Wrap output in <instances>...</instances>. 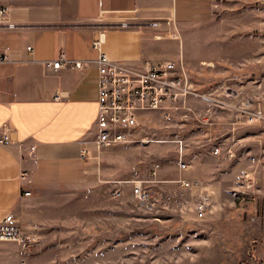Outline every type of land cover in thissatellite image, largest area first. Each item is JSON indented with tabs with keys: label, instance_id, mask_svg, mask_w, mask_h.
Returning <instances> with one entry per match:
<instances>
[{
	"label": "crops",
	"instance_id": "1",
	"mask_svg": "<svg viewBox=\"0 0 264 264\" xmlns=\"http://www.w3.org/2000/svg\"><path fill=\"white\" fill-rule=\"evenodd\" d=\"M217 3L0 0V8L11 7L9 13L0 14V50L9 57L0 62V136L10 137V143H0V221L13 212L23 227L55 225V219L67 217H61L68 208L65 200L76 199L74 193H89L99 182L122 179L118 178L123 176L121 160L113 156L120 148L98 150L94 142L99 114V49L93 40L99 30L106 34L103 49L116 60L140 63L184 57L185 28L211 20ZM8 22L16 27H8ZM62 53L87 64L83 68L47 65ZM113 161L117 164L112 165ZM25 170L29 179L22 178ZM178 180L177 190L182 195L170 196L182 207L195 205L198 189L187 188ZM205 183L214 191L215 207L222 209L209 212L199 226L193 221L195 216H188L184 238L180 233L172 236L174 247H182L176 250L188 251V261L199 251L204 254L203 262L154 264H256L257 260L264 264V179L261 194L243 207L224 197L220 183ZM26 190L31 194H25ZM217 232H223L226 249L218 255L211 251L209 257L214 260L205 262ZM245 248L247 253L242 252Z\"/></svg>",
	"mask_w": 264,
	"mask_h": 264
},
{
	"label": "rangeland",
	"instance_id": "2",
	"mask_svg": "<svg viewBox=\"0 0 264 264\" xmlns=\"http://www.w3.org/2000/svg\"><path fill=\"white\" fill-rule=\"evenodd\" d=\"M185 36L181 51L197 91L189 97L188 116L181 112L168 121L161 111H147L134 140L111 147L120 148L113 153L121 160L123 176L118 178L160 180L150 183L160 196L158 206L141 207L129 191L127 198H114L113 180H104L95 191L74 193L80 197L73 201L66 199L67 212L61 217H67L55 219L57 224L25 226L36 238L32 244L0 241V264L203 262L202 252L188 261V251L174 247L172 236L180 233L184 238L188 216H195L196 226L205 222L197 217L196 201L182 207L170 196L182 195L176 180L189 176L220 183L224 197L239 207L252 199L241 202L242 191L256 197L261 194L264 0H218L213 18L188 26ZM179 139L184 140L186 157L193 161L190 172L179 167ZM218 145L221 151L215 153ZM221 209L214 202L210 212ZM217 233L205 262L214 260L209 257L211 251L213 255L224 251V234Z\"/></svg>",
	"mask_w": 264,
	"mask_h": 264
},
{
	"label": "built area",
	"instance_id": "3",
	"mask_svg": "<svg viewBox=\"0 0 264 264\" xmlns=\"http://www.w3.org/2000/svg\"><path fill=\"white\" fill-rule=\"evenodd\" d=\"M11 7L2 5L0 14L9 13ZM158 24V22H154ZM10 28L16 27L14 22H8ZM106 40L104 30H99L93 40L94 47L99 49L97 59L99 67V114L96 121V137L94 142L98 150L108 149L124 142L133 141V135L141 126L143 114L147 111L158 110L168 121L184 112L188 116L189 97L197 93L196 85L191 79L185 58L153 60L144 59L140 63H132L125 60L111 58L103 49ZM30 50L33 49L29 45ZM9 60L8 54L0 50V62ZM87 64L84 60H70L64 53L58 59L48 60L47 65L55 68L71 66L83 68ZM59 95H57L58 97ZM261 113V112H260ZM254 116H252V120ZM179 142V167L188 170L192 167V159L185 154L186 146L183 139ZM0 143H10L9 135L0 136ZM32 150L36 149L33 145ZM221 151L218 145L215 153ZM86 150H84V153ZM157 175V170L152 172ZM29 172H22L23 179H29ZM155 177L151 179L132 178L113 180L115 188L114 198H124L130 195L137 200L138 204L145 209H154L160 196L154 193L150 186L152 182H158ZM187 188L199 190L196 201L198 219L205 220L214 204V191L201 179L178 180ZM248 186L251 184L248 183ZM25 194H31L26 190ZM254 193V192H253ZM251 192H243L238 196L241 202L250 198H256ZM15 240L24 244H32L36 238L21 225L16 215L11 212L0 221V241Z\"/></svg>",
	"mask_w": 264,
	"mask_h": 264
},
{
	"label": "bare ground",
	"instance_id": "4",
	"mask_svg": "<svg viewBox=\"0 0 264 264\" xmlns=\"http://www.w3.org/2000/svg\"><path fill=\"white\" fill-rule=\"evenodd\" d=\"M211 65V64H210Z\"/></svg>",
	"mask_w": 264,
	"mask_h": 264
}]
</instances>
